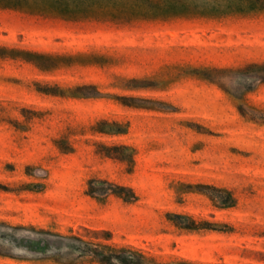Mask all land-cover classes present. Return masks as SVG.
Wrapping results in <instances>:
<instances>
[{
	"label": "rangeland",
	"instance_id": "374dc122",
	"mask_svg": "<svg viewBox=\"0 0 264 264\" xmlns=\"http://www.w3.org/2000/svg\"><path fill=\"white\" fill-rule=\"evenodd\" d=\"M123 250L264 264V0H0V264Z\"/></svg>",
	"mask_w": 264,
	"mask_h": 264
},
{
	"label": "trees",
	"instance_id": "16d2710c",
	"mask_svg": "<svg viewBox=\"0 0 264 264\" xmlns=\"http://www.w3.org/2000/svg\"><path fill=\"white\" fill-rule=\"evenodd\" d=\"M9 5V4H7ZM6 7H10V6H6ZM102 184L105 182H92L91 184ZM118 189H126V188H122V187H118ZM131 191V190H130ZM226 192V191H225ZM90 193L94 194L96 193L95 190H93L92 188L90 189ZM227 198H225L224 200L221 199L219 200V203L222 207L224 208H230L233 207L235 205V198L232 196L231 193H227ZM135 197V196H134ZM174 218V221L176 223L177 226H179L182 229L185 230H189V231H199L201 229H209L206 222L204 223H197L195 220H193L191 217L188 216H182V215H173L172 216ZM175 219L178 220H182V222H179ZM128 252L123 250V254L122 255H114V256H105V254L97 252L95 253V257L99 260V262L101 264H135L138 261H140V259H145V256L138 254V253H132V257H128L125 256V254H127Z\"/></svg>",
	"mask_w": 264,
	"mask_h": 264
}]
</instances>
